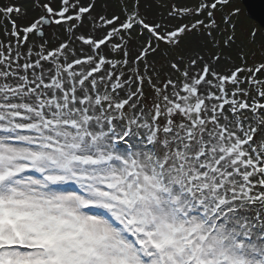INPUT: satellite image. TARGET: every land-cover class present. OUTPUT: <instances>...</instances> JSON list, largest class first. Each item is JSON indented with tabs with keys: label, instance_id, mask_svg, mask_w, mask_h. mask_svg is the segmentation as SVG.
<instances>
[{
	"label": "snow or ice",
	"instance_id": "snow-or-ice-1",
	"mask_svg": "<svg viewBox=\"0 0 264 264\" xmlns=\"http://www.w3.org/2000/svg\"><path fill=\"white\" fill-rule=\"evenodd\" d=\"M233 4L0 0V264H264V30Z\"/></svg>",
	"mask_w": 264,
	"mask_h": 264
},
{
	"label": "water",
	"instance_id": "water-1",
	"mask_svg": "<svg viewBox=\"0 0 264 264\" xmlns=\"http://www.w3.org/2000/svg\"><path fill=\"white\" fill-rule=\"evenodd\" d=\"M243 4L249 17L262 27L264 25V0H243Z\"/></svg>",
	"mask_w": 264,
	"mask_h": 264
},
{
	"label": "rangeland",
	"instance_id": "rangeland-1",
	"mask_svg": "<svg viewBox=\"0 0 264 264\" xmlns=\"http://www.w3.org/2000/svg\"><path fill=\"white\" fill-rule=\"evenodd\" d=\"M233 6L240 9V19L245 27H256L261 28V30H264L263 27H261L258 23H256L254 20L247 16V11L242 0H234Z\"/></svg>",
	"mask_w": 264,
	"mask_h": 264
}]
</instances>
